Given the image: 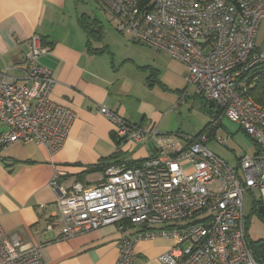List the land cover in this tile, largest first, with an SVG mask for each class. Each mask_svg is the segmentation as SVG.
<instances>
[{"label":"built area","instance_id":"2783aa9c","mask_svg":"<svg viewBox=\"0 0 264 264\" xmlns=\"http://www.w3.org/2000/svg\"><path fill=\"white\" fill-rule=\"evenodd\" d=\"M94 1L118 34L184 64L187 88L214 110L213 122L226 116L238 124L257 153L233 168L207 149L209 132L161 135L100 107L115 140L149 138L155 154L107 165L91 187L75 182L63 191L52 180L58 215L51 224H61L63 238L115 226L123 234L115 264H131L135 244L156 238L177 245L159 256L160 264H264L248 244L243 214V195L254 189L264 211V108L249 95V71L264 65V51L254 42L264 0ZM46 51L33 36L23 81L0 83V148L34 143L55 154L67 139L75 116L51 100L55 81L37 64ZM261 218L264 223V213ZM0 264L42 262L38 249L25 248L19 234L6 235L0 225Z\"/></svg>","mask_w":264,"mask_h":264},{"label":"crops","instance_id":"0c3cea01","mask_svg":"<svg viewBox=\"0 0 264 264\" xmlns=\"http://www.w3.org/2000/svg\"><path fill=\"white\" fill-rule=\"evenodd\" d=\"M71 4V0H0V83L23 81V61L30 52L31 38L37 36L47 48L37 64L49 70L55 81L51 100L75 116L63 147L55 154L34 143L0 148V225L6 235L19 234L25 248L38 249L42 264H115L123 236L115 226L63 238L61 224H51L58 215V194L50 186L51 181H56L63 191L75 182L91 187L99 181H86L90 167L133 163L155 154V144L149 138L137 144L117 145L112 138L113 126L99 113L100 107L140 128H156L161 135L192 136L181 126L173 133L161 129L162 113L144 106L133 90L131 82H140L141 73L148 74L143 86L150 93L160 84L183 93V102L188 97L200 98L193 87L185 86V71L171 67L170 61L156 53L174 60L169 55L128 36L122 37L150 52L129 45L133 55L115 62L111 53L93 47L90 39L88 45L87 31ZM108 56H112L111 60ZM123 64L132 67L130 83L119 75L118 68ZM167 74L169 78L177 77V83L167 80ZM190 88L194 90L191 94ZM218 122L212 126L217 127ZM3 129L0 124V133ZM185 145V141L181 142V148ZM99 171L103 174V170ZM175 246L172 240H141L135 244L131 264H160L159 256ZM178 246L185 247L187 243Z\"/></svg>","mask_w":264,"mask_h":264},{"label":"rangeland","instance_id":"374dc122","mask_svg":"<svg viewBox=\"0 0 264 264\" xmlns=\"http://www.w3.org/2000/svg\"><path fill=\"white\" fill-rule=\"evenodd\" d=\"M71 5L74 9L73 13L78 15V19L85 23L89 34L92 37L91 42L93 47L99 48L103 53H111L115 57V62L118 59H125L133 55L130 51L129 45L137 49L143 48L146 52H150L148 48L132 45L126 38L118 34L114 29V24L111 18L104 14L94 0H71ZM259 34L257 36L258 47L256 49L264 51V19L260 23ZM101 32V41L95 40L99 31ZM260 40V42H259ZM139 51V50H135ZM152 51V50H151ZM154 52V51H152ZM151 52V53H152ZM156 53V52H154ZM162 60L171 62V67L180 69L187 73V67L177 60H172L163 55L156 53ZM107 55V54H106ZM112 57V56H111ZM111 57L108 58L111 60ZM120 65V64H116ZM116 67L115 69H117ZM130 65L123 64L118 68L119 75L125 79V82L130 83ZM148 74H140V82H131L134 84L135 94L144 106L147 108H154L156 111L162 113L161 129H167L172 133L177 131L178 127L185 129V133L195 137L200 131L205 129L209 124H212L215 112L211 109L212 115L209 110L206 111L200 99H192L188 97L183 102V93L178 94L175 88H164L160 84L154 86L153 91L150 93L145 89L143 84ZM172 76V75H170ZM167 80H172V83H177L178 78L168 77ZM184 84L186 85L185 79ZM129 85V84H127ZM175 87V86H174ZM194 90L189 89V94ZM220 123V125H219ZM215 129V136L211 137L207 142V149L223 159L230 166L235 168L238 160L245 155L254 156L257 153V147L254 141L246 135V133L236 123H232L226 116L221 117ZM213 130L209 133L213 135ZM225 140V146L221 145L219 141ZM103 174L101 171H95L85 174V179L88 183H95L102 180ZM253 198L255 203L253 204ZM260 202V192L256 189L251 192H245L243 195V214H244V227L247 233V241L250 245L252 252L261 251L257 248L258 245L264 244V223L261 216L257 213Z\"/></svg>","mask_w":264,"mask_h":264},{"label":"trees","instance_id":"16d2710c","mask_svg":"<svg viewBox=\"0 0 264 264\" xmlns=\"http://www.w3.org/2000/svg\"><path fill=\"white\" fill-rule=\"evenodd\" d=\"M80 21V20H79ZM81 22V25L83 27V29L85 31H87V36H88V42L87 44L89 45V39L91 40L92 37L90 36L89 34V30L87 29L86 25L84 22L80 21ZM101 30L99 31L98 35L96 36V39L95 40H98L100 37H101ZM249 74H250V81L252 82V86L249 90V95L252 97V99L259 105H261L263 108H264V65H258V66H255L254 68H252L250 71H249ZM252 79V80H251ZM203 105V104H202ZM204 109L206 111L209 110V113L212 115L213 113L211 112V110L203 105ZM214 118H216L217 116H215L214 114L212 115ZM212 124H209L205 129H203L201 132H199L197 136H199L200 134L202 133H205V132H209V130L211 131L212 129ZM211 137H214L212 134L210 136ZM112 138L114 139V137L112 136ZM115 143L117 145H119L121 142L120 141H117L115 140ZM103 167H100V166H95V167H90L89 170H88V173L90 172H95V171H99V170H103L104 171V168L102 169ZM257 248H260L261 251L259 252H256L254 251L253 254L255 257L257 258H264V244L263 245H258Z\"/></svg>","mask_w":264,"mask_h":264},{"label":"water","instance_id":"95a60500","mask_svg":"<svg viewBox=\"0 0 264 264\" xmlns=\"http://www.w3.org/2000/svg\"><path fill=\"white\" fill-rule=\"evenodd\" d=\"M257 213H258L260 216L263 215L264 211H263V208H262L261 206L258 207V209H257Z\"/></svg>","mask_w":264,"mask_h":264}]
</instances>
